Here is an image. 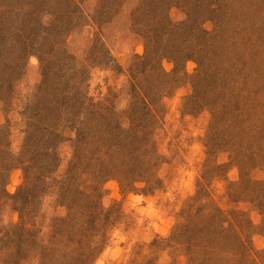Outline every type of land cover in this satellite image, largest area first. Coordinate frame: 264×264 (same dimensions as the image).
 <instances>
[{
  "label": "rangeland",
  "instance_id": "rangeland-1",
  "mask_svg": "<svg viewBox=\"0 0 264 264\" xmlns=\"http://www.w3.org/2000/svg\"><path fill=\"white\" fill-rule=\"evenodd\" d=\"M0 264H264V0H0Z\"/></svg>",
  "mask_w": 264,
  "mask_h": 264
}]
</instances>
